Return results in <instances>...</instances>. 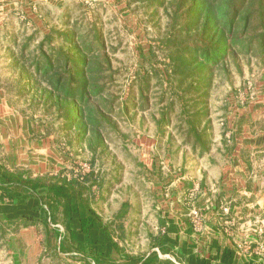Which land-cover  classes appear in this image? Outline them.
<instances>
[{
  "label": "rangeland",
  "instance_id": "rangeland-1",
  "mask_svg": "<svg viewBox=\"0 0 264 264\" xmlns=\"http://www.w3.org/2000/svg\"><path fill=\"white\" fill-rule=\"evenodd\" d=\"M194 3H0V161L18 165L24 179L76 182L87 205L112 237L116 230L127 241L131 253L149 248V209L175 204L173 197L186 189L179 179L195 159L207 161L210 186L223 193L228 190V183L220 187L223 176L235 175L227 154L249 161V175L264 170V0L247 1L250 27L235 30L232 36L242 44L227 49L219 48L211 24L204 30ZM83 52L91 93L83 97L80 114L53 89L61 85L62 73L79 101ZM48 56L54 67L44 75L38 66ZM261 191L252 204L264 208V187ZM222 192L216 201L221 205L229 202ZM61 194L44 196L57 203L55 218L49 222L44 215L32 223L37 228L25 238L24 222L0 220V264H22L26 251L27 264H112L98 262L90 246L71 237ZM186 203L182 198L179 204ZM253 211L240 221L253 224L237 223L235 232L264 245V212ZM34 237L41 241L38 249L25 244Z\"/></svg>",
  "mask_w": 264,
  "mask_h": 264
},
{
  "label": "crops",
  "instance_id": "crops-1",
  "mask_svg": "<svg viewBox=\"0 0 264 264\" xmlns=\"http://www.w3.org/2000/svg\"><path fill=\"white\" fill-rule=\"evenodd\" d=\"M4 1L6 0H0V3ZM3 102L4 99L0 93V118L4 116L1 108ZM227 156L230 170H234L235 175L223 176V184L220 187L228 183L226 184L228 190L224 193L226 192L229 202L223 205H221L222 202L216 203L222 191L210 186L213 183L208 172L210 165L207 161L195 159L191 162L190 172L179 179L186 189L173 197L175 204L165 202L149 209L150 222L147 229L150 230V235L146 239L149 248L142 254L129 252L125 249L127 241L122 239L115 230L116 234L114 236L113 233L112 237L115 246L110 257L111 263L264 264V245L257 239L239 237L235 232L237 223L243 228L253 224L252 222L240 223L243 220L248 221L247 212L253 210L264 212L262 206L252 204L254 202L252 199L256 198L264 187V170L259 175H249L247 172L249 161L244 163L232 155L227 154ZM231 164L235 168H232ZM17 167L18 165L9 167L0 161L2 171L16 174ZM236 168H241L242 173L239 174ZM182 198L187 201L184 205L179 204ZM0 207H5L1 197ZM153 214L155 218L152 217ZM0 220L3 223L9 222L4 214H0ZM50 220L49 217V222ZM15 222L22 223V221ZM21 228V236L24 237L27 232H33L37 227L32 224ZM5 236L8 237V234ZM39 240L34 237L26 238L24 241L30 248L38 249L41 246ZM28 254L29 252L26 251L22 264H27Z\"/></svg>",
  "mask_w": 264,
  "mask_h": 264
},
{
  "label": "trees",
  "instance_id": "trees-1",
  "mask_svg": "<svg viewBox=\"0 0 264 264\" xmlns=\"http://www.w3.org/2000/svg\"><path fill=\"white\" fill-rule=\"evenodd\" d=\"M193 1H195L193 8L198 10V20H203L204 22V30L211 24L210 26L217 31L219 35V48L227 49L242 44L239 38H234L232 35L235 30L240 28L245 33L250 27L251 7L247 4L248 0H230L229 2L226 0ZM260 6H263V1ZM244 9L246 10V14L241 16ZM260 11L264 20V9L261 8ZM222 12L225 14L222 15ZM224 18L227 21L221 23V20ZM261 28H263L262 37L264 39L263 24ZM80 55L82 56V64L80 69L77 70V76L80 78L79 89L81 92L79 101L76 99V94L72 93L73 89L70 87V82L67 83V86L62 82V78H64L62 73L58 75V82L61 85H56L53 91L57 92L56 95L61 96L62 99H71L72 104L78 107L81 114L83 113V97L90 94L91 91L88 89L89 82L86 77L89 63L87 59L88 55L84 52L80 53ZM47 58L48 62L46 65L41 66V68L38 66V70L42 69L44 75H48L54 67L51 58L49 56ZM66 70L64 69L63 72H66ZM67 72L70 73L68 70ZM68 78L73 79L71 73ZM59 184L43 183L41 179H24L20 174H11L6 170L2 171L0 168V197L5 206L4 208L0 207V214H4L9 222L22 221L25 225L37 222L44 215L54 220L57 203L49 197L61 192L63 197L62 204L65 207L64 212L69 217L67 229L71 237L78 241L79 246H90V252L96 256L98 262L110 260L115 244L109 228L103 223L101 217L87 205L82 192L76 187V182L65 181ZM47 194H49L48 199L44 197Z\"/></svg>",
  "mask_w": 264,
  "mask_h": 264
}]
</instances>
